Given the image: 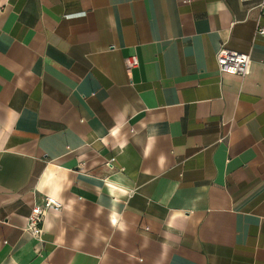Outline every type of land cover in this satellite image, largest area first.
Wrapping results in <instances>:
<instances>
[{"label":"crops","instance_id":"obj_1","mask_svg":"<svg viewBox=\"0 0 264 264\" xmlns=\"http://www.w3.org/2000/svg\"><path fill=\"white\" fill-rule=\"evenodd\" d=\"M262 1L0 0V264H264Z\"/></svg>","mask_w":264,"mask_h":264},{"label":"built area","instance_id":"obj_2","mask_svg":"<svg viewBox=\"0 0 264 264\" xmlns=\"http://www.w3.org/2000/svg\"><path fill=\"white\" fill-rule=\"evenodd\" d=\"M185 3L189 0H183ZM262 13L264 15V0L261 2ZM264 35V27L259 26L256 29L255 37ZM218 70L221 74H235L246 76L250 73L252 59L250 53L233 51L227 48H221L216 54ZM139 65V59L136 55H131L126 58V66L128 70ZM114 159H111L110 166L113 167ZM63 208V203L52 195H46L41 203L35 204L28 216L27 230L37 238L43 240L44 222L49 211H60Z\"/></svg>","mask_w":264,"mask_h":264}]
</instances>
